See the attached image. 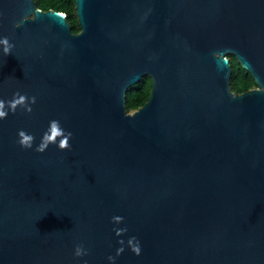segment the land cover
<instances>
[{
	"label": "water",
	"instance_id": "1",
	"mask_svg": "<svg viewBox=\"0 0 264 264\" xmlns=\"http://www.w3.org/2000/svg\"><path fill=\"white\" fill-rule=\"evenodd\" d=\"M74 3L78 32L0 0V99L36 98L0 119V264H264V0ZM52 120L71 147L36 152Z\"/></svg>",
	"mask_w": 264,
	"mask_h": 264
},
{
	"label": "clouds",
	"instance_id": "2",
	"mask_svg": "<svg viewBox=\"0 0 264 264\" xmlns=\"http://www.w3.org/2000/svg\"><path fill=\"white\" fill-rule=\"evenodd\" d=\"M0 45H3L2 52L4 56L10 54V50L13 47L12 44L9 43L6 37L0 38ZM36 102V98L34 96L28 97L26 95L20 94L19 92L13 93V98L9 101H4L0 99V119H5L8 115V112L15 113L18 107H22L25 112H31V104ZM18 143L23 148H31L33 146V142L35 137L32 136L30 133H26L23 130L18 131ZM72 133L69 131H65L61 126L60 122L57 120H52L49 122V128L45 131L42 136L40 143L36 145L35 151L36 152H44L50 144H55L60 150L68 149L71 147L69 144V139L71 138ZM113 221L121 222L123 217L121 216H114L112 217ZM126 229L119 228L115 229V232L118 236L122 235ZM130 240H135V237L130 238ZM121 245H123V241H118ZM134 254L139 255L140 247L139 242L136 241L135 246L131 249ZM123 251V247H120L117 250V254L119 255ZM86 250L83 248L82 245H76L74 249V255L81 256L85 255ZM109 261H113L114 257L109 256Z\"/></svg>",
	"mask_w": 264,
	"mask_h": 264
},
{
	"label": "trees",
	"instance_id": "3",
	"mask_svg": "<svg viewBox=\"0 0 264 264\" xmlns=\"http://www.w3.org/2000/svg\"><path fill=\"white\" fill-rule=\"evenodd\" d=\"M39 8L47 10L49 8L64 12L70 23L73 32L80 30V24L75 12L74 0H34ZM231 63L230 88L233 92H243L256 86L254 78L241 64L236 57L228 54ZM151 78L149 75H143L142 78L130 85L126 90V107L133 110L141 106L148 98L151 88Z\"/></svg>",
	"mask_w": 264,
	"mask_h": 264
}]
</instances>
